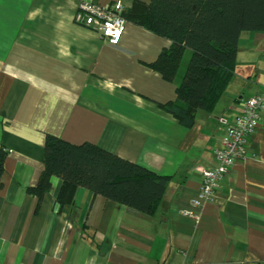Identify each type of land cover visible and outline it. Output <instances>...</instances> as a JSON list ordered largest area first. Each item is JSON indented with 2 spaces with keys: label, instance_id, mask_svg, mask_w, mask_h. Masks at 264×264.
I'll return each mask as SVG.
<instances>
[{
  "label": "crops",
  "instance_id": "crops-1",
  "mask_svg": "<svg viewBox=\"0 0 264 264\" xmlns=\"http://www.w3.org/2000/svg\"><path fill=\"white\" fill-rule=\"evenodd\" d=\"M82 1L0 0V264H264V110L213 200L191 203L197 169L215 166L227 127L264 93V32L239 35L222 95L185 126L160 104L175 100L187 62L172 81L149 66L171 41L125 18L119 44L109 45L75 21ZM86 1H120L125 12L135 0ZM47 135L168 175L156 211L82 187L61 205L57 176L31 193Z\"/></svg>",
  "mask_w": 264,
  "mask_h": 264
},
{
  "label": "trees",
  "instance_id": "trees-1",
  "mask_svg": "<svg viewBox=\"0 0 264 264\" xmlns=\"http://www.w3.org/2000/svg\"><path fill=\"white\" fill-rule=\"evenodd\" d=\"M123 15L171 41L149 64L163 79L175 78L189 51L175 100L160 104L185 126L192 124L196 110H212L222 95L233 75L239 35L264 32V0H135ZM43 163L39 183L28 190L41 195L50 177L57 176L61 185L55 199L61 205L72 203L82 187L152 214L169 178L93 143L74 144L53 135L46 136Z\"/></svg>",
  "mask_w": 264,
  "mask_h": 264
},
{
  "label": "built area",
  "instance_id": "built-area-1",
  "mask_svg": "<svg viewBox=\"0 0 264 264\" xmlns=\"http://www.w3.org/2000/svg\"><path fill=\"white\" fill-rule=\"evenodd\" d=\"M123 13L124 8L120 1L99 6L85 0L78 6L75 21L95 30L107 44L117 45L127 22ZM262 110H264V93L252 95L244 102L241 113L227 127L215 147V166L197 169L200 173V186L191 200L193 207L199 209L206 202L213 200L222 174L233 166L237 159L245 156L248 136L260 124Z\"/></svg>",
  "mask_w": 264,
  "mask_h": 264
},
{
  "label": "rangeland",
  "instance_id": "rangeland-1",
  "mask_svg": "<svg viewBox=\"0 0 264 264\" xmlns=\"http://www.w3.org/2000/svg\"><path fill=\"white\" fill-rule=\"evenodd\" d=\"M188 57H189V51H187V52L184 54V56H183V60H182V63H181L182 67L185 65V62H187Z\"/></svg>",
  "mask_w": 264,
  "mask_h": 264
}]
</instances>
